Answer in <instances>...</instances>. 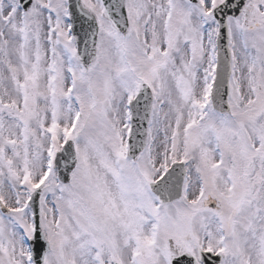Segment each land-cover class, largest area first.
<instances>
[{
	"label": "snow or ice",
	"instance_id": "6c2138e0",
	"mask_svg": "<svg viewBox=\"0 0 264 264\" xmlns=\"http://www.w3.org/2000/svg\"><path fill=\"white\" fill-rule=\"evenodd\" d=\"M0 264H264V0H0Z\"/></svg>",
	"mask_w": 264,
	"mask_h": 264
}]
</instances>
